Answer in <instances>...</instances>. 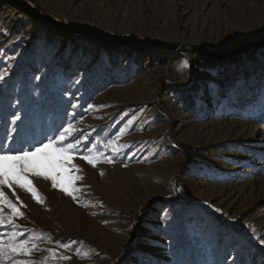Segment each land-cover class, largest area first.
I'll list each match as a JSON object with an SVG mask.
<instances>
[{
	"label": "rangeland",
	"instance_id": "rangeland-1",
	"mask_svg": "<svg viewBox=\"0 0 264 264\" xmlns=\"http://www.w3.org/2000/svg\"><path fill=\"white\" fill-rule=\"evenodd\" d=\"M29 1L139 39L223 50L264 37V0ZM193 54L61 32L0 0V112L38 135L19 151L69 124L81 141L72 195L31 173L40 200L0 185L22 213L0 204V238L35 245L8 264H264V47ZM93 145L95 166L81 158Z\"/></svg>",
	"mask_w": 264,
	"mask_h": 264
},
{
	"label": "snow or ice",
	"instance_id": "snow-or-ice-1",
	"mask_svg": "<svg viewBox=\"0 0 264 264\" xmlns=\"http://www.w3.org/2000/svg\"><path fill=\"white\" fill-rule=\"evenodd\" d=\"M3 80L4 76L0 75V81ZM15 119L19 120L20 117L16 116ZM73 131L72 125L69 124L68 127L59 133L58 138L49 140L48 143L42 144L32 151H17L13 154L12 149L7 151L0 150V185H7L12 188L13 183L18 184L31 192L37 200H40L39 193L28 177V174L31 173L50 179L53 187H59L69 195H72V192L77 190L74 188V181L81 179V177L72 175L69 167L70 161L73 159L72 154L80 151L79 145L81 144L78 138L73 137L72 140H69ZM84 139L86 140L87 137ZM114 143V141H110L109 145ZM95 147L93 145L92 149L88 150L89 154L81 157L93 166L96 163V157L92 155V150ZM115 150L114 148L113 151ZM71 168H75L77 172L80 171L75 165H71ZM70 189L72 191H69ZM4 203L11 207L14 215L22 214L16 205L5 196V193L0 191V204ZM11 219V217H8L9 221ZM3 222L4 217L0 216V224ZM16 236L17 234L13 233L7 241L0 238V258L17 253L28 254L32 251V248H35V245H32V248L28 247L29 241L27 239L17 242ZM260 242L264 243V239ZM18 264H27V262L20 261Z\"/></svg>",
	"mask_w": 264,
	"mask_h": 264
},
{
	"label": "water",
	"instance_id": "water-1",
	"mask_svg": "<svg viewBox=\"0 0 264 264\" xmlns=\"http://www.w3.org/2000/svg\"><path fill=\"white\" fill-rule=\"evenodd\" d=\"M14 6L26 11L31 16L43 20L44 22L52 25L55 29L61 32L75 33L78 35L89 36L95 40H104L106 42L125 43V44H138V45H155L160 48L181 50V51H194L201 56H208L212 59H224L239 56L242 53L264 47V37L261 39L251 40L249 42L236 45L235 47L226 48L223 50L212 49L203 44L180 43L174 41L155 40V39H139L132 35L115 34L99 27H92L82 23L66 24L54 15L42 11L38 6L29 0H5Z\"/></svg>",
	"mask_w": 264,
	"mask_h": 264
},
{
	"label": "trees",
	"instance_id": "trees-1",
	"mask_svg": "<svg viewBox=\"0 0 264 264\" xmlns=\"http://www.w3.org/2000/svg\"><path fill=\"white\" fill-rule=\"evenodd\" d=\"M198 54H193V57H197ZM195 66V65H194ZM6 106H3L2 112H0V150L7 151L9 149L17 152L21 149L31 148V143H33L38 135L31 132H26L23 130L24 127L12 126L10 127V119L9 115L6 113ZM46 134V126L45 124L40 125V138L44 140ZM30 138H32V142L29 143ZM11 227L8 225L0 224V236L5 234L6 230H10ZM8 257V256H6ZM6 257L0 258V264H8L9 259ZM221 255H216L217 260L220 259ZM177 264H203L198 257H193L192 255L185 253L181 255L178 259Z\"/></svg>",
	"mask_w": 264,
	"mask_h": 264
}]
</instances>
